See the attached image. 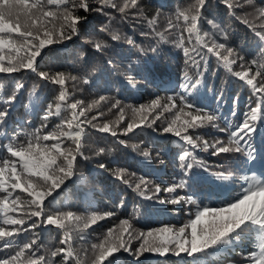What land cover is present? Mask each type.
Returning <instances> with one entry per match:
<instances>
[{"label":"snow or ice","instance_id":"obj_1","mask_svg":"<svg viewBox=\"0 0 264 264\" xmlns=\"http://www.w3.org/2000/svg\"><path fill=\"white\" fill-rule=\"evenodd\" d=\"M223 3L229 10V15L245 24L257 38L261 60H251L245 69V58L226 43L229 33L213 20H207V23L217 30L218 35L202 33L201 24L205 19L202 9L206 8L207 0H194L188 7L176 10L175 23L169 20V29L175 30L179 35L177 46L186 57L185 64L194 70L192 74L185 70L180 84L181 93L168 95L166 98L157 97L150 105L122 106L121 101L116 100L108 111L116 109L117 119L99 123V118L104 116L102 111L90 118L88 113L93 108H98L100 102L106 101L105 96L101 95L87 106H82V101L68 104L71 94L66 87L67 82H75L79 77L59 70H40L45 49L82 35L81 28L88 16L80 15L79 11L82 9L84 13H88L93 10L89 0H0V74L12 75L28 70L36 73L42 81L59 86L56 97L58 102L54 101L45 108L42 117L45 123L39 129L24 132L23 141L19 139L21 133L18 132L10 138L5 137L8 140L6 145L0 143V153L7 154L0 155V254H3L0 255V264H57L56 257H60L58 264H89L88 251L78 250L73 246L71 233L90 228L116 213L108 211L85 217L51 207L56 196L67 186L66 181L78 176V158L89 159L85 147L87 128L108 133L112 137L129 136L130 133L135 136L145 129H152L163 113L174 109L177 110L174 118L170 122L165 121L160 130L178 137L187 145L178 155L181 173L179 179L162 189L159 185H152L145 177H140L133 185L132 181L124 178L127 172L125 168H116L112 175L146 199H158L161 204L194 205L195 212L190 211L187 222L180 226L164 225L147 231L135 229L130 219H121L119 225L109 228L98 243L91 245L90 264H116L117 254L120 253H127L137 259L145 253L160 257L184 255L190 258L187 264H203L204 257L210 252L228 247L236 252V247L245 239L251 242L252 249L237 252L240 258L230 260L229 264H264V178L253 176L241 193L219 206L203 204L194 199L193 195H174L166 200L159 199L162 191L172 194L189 188V173L194 165L205 172L209 171L207 163L196 160L193 155L196 149L203 147L206 152L211 149L212 156L242 154L248 160L256 159L255 153L258 150L251 143V134L256 131L257 121L264 125V7L257 8L255 0H243V3L240 0H223ZM100 4L102 7L95 9L96 11L104 12L105 8H112L124 14L128 9H138L137 15H143L139 11V0H123L122 4L120 0H100ZM245 5L255 10V22L247 18L252 14L246 11L244 16L237 15L236 9H243ZM148 23L149 26L155 25V18L148 20ZM184 32L188 33L187 46ZM220 36L225 42L219 41ZM193 37L195 45L192 43ZM112 39L121 38L113 35ZM86 43H92L97 51H103L107 47L103 41ZM127 43L131 45L134 41L129 38ZM209 55L215 56L233 76L245 81L251 87L252 94L257 96L256 107L250 108L238 124L229 123L221 127L218 123L220 116L216 111L201 108L188 99L204 84ZM237 61H241L239 67L245 70H233ZM108 63L111 64L112 61ZM252 66H256L254 72ZM80 71L90 75V66L86 61ZM83 82L87 84L89 80L85 78ZM128 82L135 86L133 77H128ZM24 88L25 85L16 80L14 89L8 93L3 84H0V129L6 125L10 108ZM28 95L38 98L37 88L34 86ZM162 100L166 102L162 103ZM237 103L238 97L233 99V104ZM64 104L72 110L71 119L62 120L45 132L44 129L48 128L46 122L59 116ZM126 109H130L133 116L121 128ZM137 115L140 116L138 120ZM235 115L233 110L232 116ZM65 124L68 131L63 128ZM208 128L226 133L227 140L215 138L209 142L200 134H189V130L196 132ZM66 140L71 143L65 144ZM118 142L125 147L130 146L138 155L151 159V153L141 149L140 145H128L123 139ZM103 154L104 148L95 153L96 156ZM98 166L108 170L104 163H99ZM212 175L223 181L230 179V175L223 172ZM260 176L264 177V173ZM150 191L151 195L148 194ZM118 206L124 207L123 201ZM48 226L63 231V238L59 243L64 247L54 250L45 247L37 230ZM80 239L85 240L86 237L81 235ZM134 241L140 242L139 247H133Z\"/></svg>","mask_w":264,"mask_h":264},{"label":"trees","instance_id":"obj_2","mask_svg":"<svg viewBox=\"0 0 264 264\" xmlns=\"http://www.w3.org/2000/svg\"><path fill=\"white\" fill-rule=\"evenodd\" d=\"M122 2L123 0H120L121 4ZM193 2L194 0H139V11L143 12L141 16L137 15L138 9H128L124 14L112 8H105L104 12H99L95 9L102 7L100 0H89L93 10L88 13H84L82 9L79 11L80 15L88 16L81 28L82 35L45 49L46 54L40 61V70L53 72L59 70L79 77L75 82L71 80L67 82L66 87L71 94L68 104L82 101V106H87L98 100L101 95L105 96L106 101L100 102L98 108H93L88 113L90 118L102 111L104 116L99 118V123L117 119L116 109L108 111L116 100H120L122 106L150 105L157 97L166 98L168 95L181 93L180 84L185 70H189L190 74L194 70L185 64L186 57L177 46L179 35L175 30L169 29V20L175 23L176 10L186 8ZM240 2L243 3V0ZM255 5L257 8L264 7V0H255ZM202 11L205 19L201 24V32L218 35L217 30L209 25L207 20H213L220 28L226 30L229 33L226 43L245 58L243 61L245 69L251 60H261L258 55L257 38L245 24L229 15L223 0H207L206 8ZM245 11L252 14L247 18L255 22V10L251 6L245 5L243 9H236L238 16H244ZM153 18L156 23L149 26L148 20ZM113 35H119L121 39L113 40ZM184 36L187 46L188 33L184 32ZM129 38L134 44L127 43ZM86 41H103L107 47L103 51H97L92 43ZM219 41L225 42L222 36L219 37ZM192 43L196 44L194 37ZM110 60L111 64L108 63ZM85 61L90 66V75L80 71ZM208 61L204 84L188 99L201 108L216 111L220 116L218 123L221 127L229 123L238 124L250 108L256 107L257 96L252 94L251 87L245 81L229 73L215 56L209 55ZM238 63L241 61L233 65V70H245L241 69ZM252 67L254 72L256 66ZM130 76L133 77L135 86L129 84ZM0 77H3L0 84H3L5 92L8 93L14 89L16 80L25 85L10 108L6 125L0 129V143L6 145L8 140L5 137L10 138L19 132L21 133L19 139L23 141L24 132H33L45 123L42 119L44 110L48 104L58 102L56 97L59 86L42 81L36 73L28 70L12 75L0 74ZM85 78L89 83L83 82ZM34 86L37 88L38 98L28 95ZM237 97L238 103L234 105L233 99ZM164 102L166 100H162V103ZM245 105L247 108H244ZM233 110L236 112L235 117L232 116ZM176 111L174 109L172 112L163 113L152 129H145L135 136L130 133L129 136L112 137L108 133H99L95 129L87 128L85 147L89 159L78 158V176L66 181L67 186L56 196L51 207L63 212L72 211L85 217L108 211L116 213L115 216L98 221L90 228L71 233L73 246L78 250L88 251L89 264L91 245L98 243L109 228L119 225L121 219H130L135 229L147 231L164 225L180 226L187 222L190 211L195 212L194 205L161 204L158 199H146L112 175L116 168H125L127 172L124 178L132 181L133 185L140 177H145L152 185H159L162 189L176 182L181 174L178 155L187 145L178 137L160 130L165 121L170 122L174 118ZM71 116L72 110L68 105H62L60 115L50 118L46 122L48 128L44 131L53 129L62 120H70ZM132 116L131 110L126 109L125 121L120 127L126 126ZM181 116L183 119V114ZM139 118L137 115L136 119ZM179 123L178 121L177 126ZM256 125V131L251 134V143L258 150L254 161L248 160L246 155L242 154L212 156L211 149L206 152L201 147L196 149L193 155L196 160L206 162L209 171L205 172L194 165L189 173L191 185L189 188L172 194L162 191L159 199L166 200L174 195H193L194 199L202 201L203 204L219 206L241 193L253 176L264 178L260 176L264 173V125L259 121ZM63 128L65 131L69 130L66 124ZM189 134H200L209 142L219 138L218 136L227 140L226 133L210 128L199 129L196 132L189 130ZM119 139L127 141L128 145H140L141 149L151 153V159L138 155L130 146L119 144ZM69 143L71 141H65V144ZM100 148L105 149V154L96 156L95 153ZM99 163H104L108 170L99 168ZM217 172L230 175V179L227 181L217 179L212 175ZM131 173L136 175L132 176ZM148 194L151 195V191ZM121 201L124 207L118 206ZM37 232L49 250L64 247L59 243L63 238L62 230L48 226L38 229ZM81 235L86 239L81 240ZM139 243L134 241L133 247H139ZM251 249V242L245 239L236 247V252L231 251L230 247L210 252L204 257L203 264H229L230 260L240 258L237 252L241 250L248 252ZM81 256L83 258V251ZM55 260L58 264L60 257H56ZM189 260L190 258L184 255L160 257L153 253H145L137 259L127 253H120L117 254L116 264H187Z\"/></svg>","mask_w":264,"mask_h":264},{"label":"rangeland","instance_id":"obj_3","mask_svg":"<svg viewBox=\"0 0 264 264\" xmlns=\"http://www.w3.org/2000/svg\"><path fill=\"white\" fill-rule=\"evenodd\" d=\"M179 50H182L181 48H179ZM238 64H240V63H238ZM30 103H32L33 104V102H30ZM244 108H247V105H245V107ZM215 136H217V135H215ZM219 138H221L220 136H218Z\"/></svg>","mask_w":264,"mask_h":264}]
</instances>
